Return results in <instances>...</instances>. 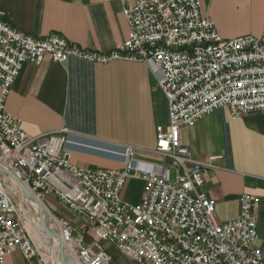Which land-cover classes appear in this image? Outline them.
Masks as SVG:
<instances>
[{
    "label": "built area",
    "instance_id": "obj_1",
    "mask_svg": "<svg viewBox=\"0 0 264 264\" xmlns=\"http://www.w3.org/2000/svg\"><path fill=\"white\" fill-rule=\"evenodd\" d=\"M115 1L129 36L107 53L57 34L37 39L0 21V264L16 251L45 264L20 219L9 178L42 202L53 197L80 221L76 227L56 217L73 264H116L104 243L134 264H264V245H255L256 200L242 194L238 216L219 223L214 200L202 191L209 168L192 161L180 143L182 128L219 108L233 118L264 111V25L258 36L225 40L202 14L201 0ZM45 55L60 64L69 58L146 64L168 106V124L156 127L152 151L163 163L137 160L128 146L121 169H87L71 163L66 128L39 136L23 132L6 112V99L23 65ZM129 180L144 184L136 205L121 196Z\"/></svg>",
    "mask_w": 264,
    "mask_h": 264
},
{
    "label": "crops",
    "instance_id": "obj_2",
    "mask_svg": "<svg viewBox=\"0 0 264 264\" xmlns=\"http://www.w3.org/2000/svg\"><path fill=\"white\" fill-rule=\"evenodd\" d=\"M134 1L126 0V5ZM201 2L202 14L221 38L261 33L264 0ZM1 12L5 15L0 21L19 32L37 39L57 34L92 52H110L129 36L122 5L115 0H0ZM5 109L31 136L69 130L67 147L73 165L121 169L123 149L128 146L135 149L137 160L163 163L152 151L156 127L168 124V106L157 76L144 63L100 65L69 58L60 64L45 55L37 63L23 65ZM180 143L192 161L209 168L202 191L214 200L219 223L238 216L242 194L256 200L255 245H264V111L233 118L226 108H219L192 127L182 128ZM143 193L141 180H129L121 196L136 205ZM44 202L57 218L78 227L80 221L53 197ZM5 264L40 263L16 251L5 257Z\"/></svg>",
    "mask_w": 264,
    "mask_h": 264
},
{
    "label": "bare ground",
    "instance_id": "obj_3",
    "mask_svg": "<svg viewBox=\"0 0 264 264\" xmlns=\"http://www.w3.org/2000/svg\"><path fill=\"white\" fill-rule=\"evenodd\" d=\"M10 180V189L13 194V196L16 198V202H19L20 204H23L24 207L22 211V215L24 217V220L27 222L34 223L33 229H34V235L33 238L35 240V244L43 245L47 244V241H51L52 243V251H49L45 247H42L47 252H51V254L54 255L53 262H57V264H72L70 262H63L61 261V256L59 253V247L60 244H63L60 242V234L55 228L58 227L57 221L54 218V216L47 210L46 206L43 204V202L38 199L35 195H33L30 191L28 195H26L22 188L20 187V184L18 181H16L14 178H9ZM31 213H30V212ZM29 214H32L31 217H29ZM46 228L47 231L44 229ZM36 245V246H37ZM64 245V244H63Z\"/></svg>",
    "mask_w": 264,
    "mask_h": 264
},
{
    "label": "rangeland",
    "instance_id": "obj_4",
    "mask_svg": "<svg viewBox=\"0 0 264 264\" xmlns=\"http://www.w3.org/2000/svg\"><path fill=\"white\" fill-rule=\"evenodd\" d=\"M16 199V198H15ZM17 201V200H16ZM17 204V207H18V210H19V214H20V219L24 222L25 224V227H26V231L28 232V234L30 235L31 239L33 240V242L35 243V240L33 238V235H34V229H33V224L32 222H27L24 220V217L22 215V211H23V208H26L24 207L23 204H20L19 202H16ZM43 204L46 206L47 210L54 216V218L56 219V215L51 211V209L46 205V203L43 201ZM30 212V211H29ZM31 213V212H30ZM32 214H29V217H31ZM60 219V218H58ZM56 231H57V234H58V227L55 228ZM47 244H44L45 246H41V245H37V248L39 250V253L42 257V260L44 261L45 264H57V262H53V259H54V255L51 254V252H47L45 251L44 249H42V247H45L46 249H48L49 251H52V243L51 241H47L46 242ZM105 245V249L107 250L108 253H110L113 257V260L116 264H134L132 263L130 260H128L127 258L123 257L120 253H118L113 247H110L108 245H106L105 243L103 244Z\"/></svg>",
    "mask_w": 264,
    "mask_h": 264
},
{
    "label": "water",
    "instance_id": "obj_5",
    "mask_svg": "<svg viewBox=\"0 0 264 264\" xmlns=\"http://www.w3.org/2000/svg\"><path fill=\"white\" fill-rule=\"evenodd\" d=\"M20 184V183H19ZM20 187L22 188V190H23V192L26 194V195H28L29 194V192L24 188V186H22V184H20ZM30 195V194H29ZM45 231H47L46 230V228L44 229ZM61 239V238H60ZM60 242L61 243H63L62 242V240H60ZM59 253H60V256H61V261H63V262H70V260L68 259V257L66 256V253H65V248H64V245L63 244H60V247H59ZM72 263V262H71ZM73 264V263H72Z\"/></svg>",
    "mask_w": 264,
    "mask_h": 264
}]
</instances>
